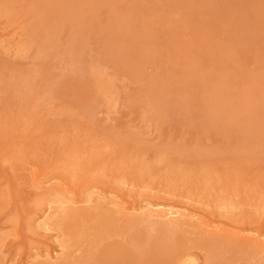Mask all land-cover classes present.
<instances>
[{
  "label": "rangeland",
  "instance_id": "rangeland-1",
  "mask_svg": "<svg viewBox=\"0 0 264 264\" xmlns=\"http://www.w3.org/2000/svg\"><path fill=\"white\" fill-rule=\"evenodd\" d=\"M0 264H264V0H0Z\"/></svg>",
  "mask_w": 264,
  "mask_h": 264
},
{
  "label": "bare ground",
  "instance_id": "bare-ground-1",
  "mask_svg": "<svg viewBox=\"0 0 264 264\" xmlns=\"http://www.w3.org/2000/svg\"><path fill=\"white\" fill-rule=\"evenodd\" d=\"M260 138V137H259ZM151 204V203H150ZM159 206H161V205H159ZM151 207H153V206H151ZM46 208V207H45ZM154 208V207H153ZM156 208H157V206H156ZM155 208V209H156ZM167 209H168V207H167ZM151 210V209H150ZM163 212V211H162ZM166 214H165V216H172V217H176V216H178L179 214V212L178 211H175L174 209L172 210V209H168L166 212H165ZM163 214H164V212H163ZM92 215V214H91ZM86 218V217H85ZM138 221V220H137ZM59 223V222H58ZM60 224V223H59ZM171 225H173L172 223H170V225L169 226H171ZM185 251V250H184ZM181 255V254H180ZM189 255H191V252H190V254ZM189 255L187 256L186 254L184 255V258H186L187 259V257H189ZM178 258H179V256H178ZM181 258V257H180ZM182 260V259H181ZM191 260V259H190ZM191 263H194V261H192Z\"/></svg>",
  "mask_w": 264,
  "mask_h": 264
}]
</instances>
